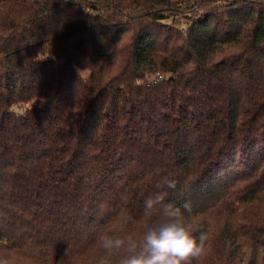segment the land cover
I'll return each instance as SVG.
<instances>
[{
	"label": "trees",
	"instance_id": "1",
	"mask_svg": "<svg viewBox=\"0 0 264 264\" xmlns=\"http://www.w3.org/2000/svg\"><path fill=\"white\" fill-rule=\"evenodd\" d=\"M164 178L264 264V0H0V259L105 264Z\"/></svg>",
	"mask_w": 264,
	"mask_h": 264
},
{
	"label": "clouds",
	"instance_id": "2",
	"mask_svg": "<svg viewBox=\"0 0 264 264\" xmlns=\"http://www.w3.org/2000/svg\"><path fill=\"white\" fill-rule=\"evenodd\" d=\"M175 180L164 178L143 198L139 215H128L136 230L125 234L103 232L98 237L105 264H193L203 255L206 231L194 228L189 220L191 205H177L167 199L166 189ZM0 264H9L0 259Z\"/></svg>",
	"mask_w": 264,
	"mask_h": 264
},
{
	"label": "rangeland",
	"instance_id": "3",
	"mask_svg": "<svg viewBox=\"0 0 264 264\" xmlns=\"http://www.w3.org/2000/svg\"><path fill=\"white\" fill-rule=\"evenodd\" d=\"M84 74H86V73H84Z\"/></svg>",
	"mask_w": 264,
	"mask_h": 264
},
{
	"label": "water",
	"instance_id": "4",
	"mask_svg": "<svg viewBox=\"0 0 264 264\" xmlns=\"http://www.w3.org/2000/svg\"><path fill=\"white\" fill-rule=\"evenodd\" d=\"M51 59V58H50Z\"/></svg>",
	"mask_w": 264,
	"mask_h": 264
}]
</instances>
